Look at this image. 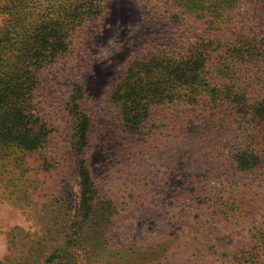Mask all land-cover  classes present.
<instances>
[{"label":"trees","instance_id":"trees-1","mask_svg":"<svg viewBox=\"0 0 264 264\" xmlns=\"http://www.w3.org/2000/svg\"><path fill=\"white\" fill-rule=\"evenodd\" d=\"M107 1L0 0V198L13 205L36 198L41 178L32 181L31 171L52 179L58 120L44 114L40 95L81 31L104 18ZM140 1L163 16L172 38L132 57L109 101L123 131L150 159H158L160 148L171 155L192 147L200 157L195 165L207 175L195 174L197 201L172 208L195 234L147 241L138 251L118 245L103 255L117 210L97 196L88 159L89 93L77 81L66 111L81 200L77 209L66 201L46 203L50 215L60 214L64 234L28 264H264V0ZM190 119L201 127L187 129ZM30 181L40 183L31 190ZM216 228L241 231L243 259L220 255L210 240Z\"/></svg>","mask_w":264,"mask_h":264},{"label":"rangeland","instance_id":"rangeland-1","mask_svg":"<svg viewBox=\"0 0 264 264\" xmlns=\"http://www.w3.org/2000/svg\"><path fill=\"white\" fill-rule=\"evenodd\" d=\"M106 8L101 21L81 31L71 56L51 73L48 92L42 94V99L40 95L44 114L58 120L59 134L49 155L50 159L55 158L56 170L50 181L36 170L31 171L32 181L41 178L36 198L16 200L17 206L0 198V264L31 263L61 243L64 234L61 216L50 215L48 201L56 200L58 205L66 201L67 206L71 202L75 209L79 206L81 187L66 111L69 92L77 81L89 93L85 103V109L92 115L88 159L97 183V196L110 199L117 210L108 230V253L103 255L121 249L118 245L130 243L128 248L138 251L137 246L147 241L158 244L188 232L195 234L194 226H186L172 209L197 201L194 194L200 178L195 174L207 175V170L195 165L200 157L191 147L194 144L189 145L187 152L178 148L171 155L160 148L155 154L158 159H150L146 151L138 149L135 139L123 131L119 109L109 101L112 87L125 75L128 61L150 45L169 42L172 30L157 10L140 0H108ZM189 122L187 129L201 127L192 119ZM38 183L30 181L26 188L32 190ZM216 229L218 232L212 231L210 240L217 243L220 255L243 259L241 231L225 234ZM150 254L151 251L144 258ZM129 261L112 262L130 264Z\"/></svg>","mask_w":264,"mask_h":264}]
</instances>
